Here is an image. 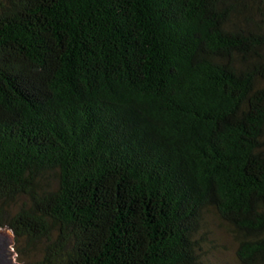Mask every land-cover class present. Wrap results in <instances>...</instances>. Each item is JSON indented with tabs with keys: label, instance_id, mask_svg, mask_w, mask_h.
<instances>
[{
	"label": "trees",
	"instance_id": "trees-1",
	"mask_svg": "<svg viewBox=\"0 0 264 264\" xmlns=\"http://www.w3.org/2000/svg\"><path fill=\"white\" fill-rule=\"evenodd\" d=\"M208 208L264 264V0H0L17 261L197 264Z\"/></svg>",
	"mask_w": 264,
	"mask_h": 264
},
{
	"label": "rangeland",
	"instance_id": "rangeland-1",
	"mask_svg": "<svg viewBox=\"0 0 264 264\" xmlns=\"http://www.w3.org/2000/svg\"><path fill=\"white\" fill-rule=\"evenodd\" d=\"M15 208L16 204L12 205L11 209ZM195 239L198 243L197 264H239L235 255L237 240L230 226L219 219L214 209L203 211Z\"/></svg>",
	"mask_w": 264,
	"mask_h": 264
},
{
	"label": "water",
	"instance_id": "water-1",
	"mask_svg": "<svg viewBox=\"0 0 264 264\" xmlns=\"http://www.w3.org/2000/svg\"><path fill=\"white\" fill-rule=\"evenodd\" d=\"M15 234L7 227H0V264H20L14 250Z\"/></svg>",
	"mask_w": 264,
	"mask_h": 264
}]
</instances>
